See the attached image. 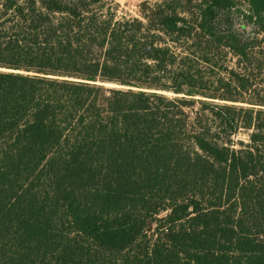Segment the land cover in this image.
I'll list each match as a JSON object with an SVG mask.
<instances>
[{"label":"trees","instance_id":"trees-1","mask_svg":"<svg viewBox=\"0 0 264 264\" xmlns=\"http://www.w3.org/2000/svg\"><path fill=\"white\" fill-rule=\"evenodd\" d=\"M117 6L0 0V264H264V0Z\"/></svg>","mask_w":264,"mask_h":264},{"label":"rangeland","instance_id":"rangeland-1","mask_svg":"<svg viewBox=\"0 0 264 264\" xmlns=\"http://www.w3.org/2000/svg\"><path fill=\"white\" fill-rule=\"evenodd\" d=\"M113 3H117V11L118 14H127L130 16H141V3L143 1H149L151 3L157 1V0H109ZM243 7L246 8V5L243 4ZM109 86H115L114 84H108ZM168 95H174L175 93L169 91L166 92ZM238 138H247V134L243 131H241L238 135Z\"/></svg>","mask_w":264,"mask_h":264}]
</instances>
